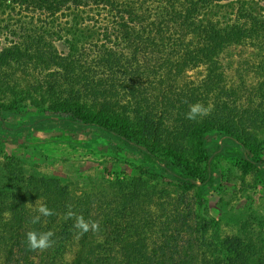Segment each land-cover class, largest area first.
I'll use <instances>...</instances> for the list:
<instances>
[{
	"label": "trees",
	"instance_id": "obj_1",
	"mask_svg": "<svg viewBox=\"0 0 264 264\" xmlns=\"http://www.w3.org/2000/svg\"><path fill=\"white\" fill-rule=\"evenodd\" d=\"M81 22L91 23L102 33L107 31L103 25H109L115 35H102L101 44L82 43L71 28ZM0 23L4 24L0 36L4 33L14 40L0 47V68L11 63L9 56L34 52L46 70L34 83L37 93L28 95L30 106L43 116L112 136L154 159L164 175L141 170V175L107 184L110 198L106 193L81 201L69 196L56 179L26 176L18 158L8 159L0 189V264H264L260 255L264 247L247 237L221 236L213 219L193 217L189 207L181 212L178 204L173 205L166 227L154 232L148 229L146 215L137 212L149 189L146 176L168 178L183 193L194 192V205L205 203L213 184L212 155L206 143L212 132L239 146L241 161L253 165L264 184L263 162L244 152L257 142L249 130L264 118V0H0ZM36 23L44 24L42 33L54 32L60 45L37 36ZM62 23L71 27L66 29ZM110 39L121 40L123 49L114 50ZM236 49L254 50L257 63L242 71L234 68L230 81L226 74L230 64L225 66L222 58L234 56ZM142 67L153 71L154 83L161 81L165 88L169 83L160 99L165 103V117L176 105L183 112L174 127L154 122L156 96L143 98L133 90L148 85V73L137 75ZM249 80H253L250 86ZM116 88L127 89L126 100L111 93L107 96ZM244 90L249 101L243 99ZM18 92L10 105L0 104V113L20 112L24 99L19 97L24 91ZM86 95L104 108L108 105L106 120L96 123L86 116L80 107ZM196 102L210 107V114L195 121L186 119L184 112ZM124 103L131 108L122 109ZM13 130L0 114V131ZM164 134L171 148H161ZM181 135L193 153L202 157L201 171L179 152ZM36 200L55 215L41 217L33 225ZM69 205L86 220L99 221L100 230L78 237L74 221L65 219ZM31 230L52 231L53 247L29 250L26 233Z\"/></svg>",
	"mask_w": 264,
	"mask_h": 264
},
{
	"label": "rangeland",
	"instance_id": "obj_2",
	"mask_svg": "<svg viewBox=\"0 0 264 264\" xmlns=\"http://www.w3.org/2000/svg\"><path fill=\"white\" fill-rule=\"evenodd\" d=\"M43 25L41 23L34 25L36 26V35L46 36L48 43L60 45L54 32L42 33ZM62 25L66 29L71 27L68 23H62ZM0 26L3 27L4 24L0 23ZM103 26L107 28L105 33L87 22H81L76 26L72 25L71 28L82 37L80 42L94 44L97 41V44H101L103 43L102 35H106V33L115 35L113 27L106 24ZM39 33L42 34L38 35ZM13 41L12 37L2 33L0 47L8 46ZM110 43L114 44L112 46L114 50L123 49L121 40L115 39L111 42L110 39ZM39 46L46 51V47ZM56 49L61 51L62 47L58 46ZM255 53L251 49L248 51L236 49L234 56L233 53H231V57L223 56V64L225 66L227 63L230 64V67L226 68L227 78L230 81L234 80V68L238 67L242 71L257 63ZM34 55L36 54L33 52L29 55L20 54L15 58L9 56L8 60L11 63L5 69L0 68V104L10 105L17 99L16 93L21 88L24 91L22 97H19V99H24L19 104L20 112L0 113L2 121L15 127V130L9 133L0 131V189L5 179L3 164L12 157L18 158L26 176H44L56 179L59 186L67 189L69 196L77 200L81 198V201H91L104 196L111 191L105 188L107 184L116 181V179L135 177L140 174L141 170L158 173L159 176L163 175L159 164L154 159L145 157L131 146L122 145L112 136L95 128L80 127L58 120L54 116H43L40 111L30 106L28 95L35 92L33 88H36L34 84L36 79H40L46 71L41 69L40 59ZM97 67L95 66L94 70L100 71ZM141 71H138L137 75L142 77V73H148V85L145 83L137 85L133 90L141 93L143 98H148L144 95L156 96L154 101L156 105L153 108L154 122L174 127L175 121L183 116V112H179V106L176 105V109L165 117V103L163 99H160L162 89H167L169 83L167 82L165 88L161 81L154 83L153 71H143V67ZM195 74L188 73L192 78L196 77L193 76ZM251 83L253 84V80L247 82L249 86ZM243 92V99L249 101L245 90ZM88 93L93 94V91ZM110 93L112 97L121 100H126L128 97L126 96L127 89L116 88L112 92L110 91L107 96ZM86 97L80 103L86 116L96 123L106 120L110 114L105 112L108 105L104 108L100 102L94 101L93 96L86 95ZM242 106L244 107L246 104ZM128 108H131L130 105L124 103L122 109ZM185 114L186 112H184ZM249 131L257 142L244 152L248 157L260 159L264 169V118ZM178 140L179 152L182 154L184 152V155L188 157V163L194 169L201 171L203 168L202 157L195 155L187 146L186 137L183 140V135H181ZM206 141L208 154L212 155L210 165L213 170V184L205 194V203L202 206L194 205V192L191 190L183 193L171 185L168 178L150 179L146 176L149 189L144 193L137 212L146 215L145 220L150 224L148 229L154 232L166 227L167 220H170V216L173 215V205L178 204L177 210L181 212H183V208L189 207L193 217L203 215L208 219H213L221 236L247 237L263 248L264 184L262 179L258 176L253 165L241 161L240 156L243 151L226 136L219 132H212L206 136ZM223 143L224 146H222ZM160 146L161 148H171L165 134L160 137ZM110 197L111 193L106 194V198ZM95 207L97 204L93 208ZM99 207L97 209L103 210L101 206ZM260 253L261 259H264V249Z\"/></svg>",
	"mask_w": 264,
	"mask_h": 264
},
{
	"label": "clouds",
	"instance_id": "obj_3",
	"mask_svg": "<svg viewBox=\"0 0 264 264\" xmlns=\"http://www.w3.org/2000/svg\"><path fill=\"white\" fill-rule=\"evenodd\" d=\"M210 114V107H206L200 102L189 104V110L186 113V119L195 121L198 117L203 118ZM34 210L36 215L31 217L33 225L40 222L41 217H50L55 215L54 210L47 207V205L36 200L34 203ZM65 219L74 221L72 227L76 230L78 237H82L89 231L98 232L100 230V222L86 220L82 214H77L68 206V211L65 214ZM54 233L52 231L37 232L35 230L26 233V242L31 251H45L53 247L55 241L52 239Z\"/></svg>",
	"mask_w": 264,
	"mask_h": 264
}]
</instances>
